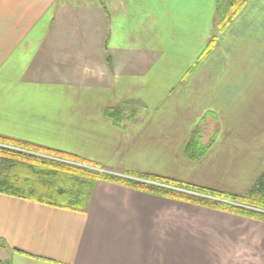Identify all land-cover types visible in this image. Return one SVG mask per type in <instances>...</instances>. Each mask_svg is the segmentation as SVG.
<instances>
[{
	"label": "crops",
	"instance_id": "1",
	"mask_svg": "<svg viewBox=\"0 0 264 264\" xmlns=\"http://www.w3.org/2000/svg\"><path fill=\"white\" fill-rule=\"evenodd\" d=\"M216 20L217 0H0V135L147 175L131 150L168 135L172 120L155 103L172 96L179 113L191 99L190 127L173 143L180 166L196 162L187 147L199 119L220 118L196 164L202 182L189 184L245 196L264 174V152L228 146L217 108L264 96V0H250L223 33ZM125 105L141 107V119L122 127L106 110ZM219 173L253 184L227 191ZM250 230L264 249L263 222L104 182L86 212L0 194L3 264H237L232 246Z\"/></svg>",
	"mask_w": 264,
	"mask_h": 264
},
{
	"label": "trees",
	"instance_id": "2",
	"mask_svg": "<svg viewBox=\"0 0 264 264\" xmlns=\"http://www.w3.org/2000/svg\"><path fill=\"white\" fill-rule=\"evenodd\" d=\"M248 1L250 0H238V6H235L230 15L227 9L233 5L217 0L218 33H223L227 29L243 11ZM216 39L214 37L212 44L205 51L206 56L212 52ZM126 107L125 105L120 108H108L106 116L117 124L122 123ZM201 140L200 135H197L187 147L188 157L192 161L200 160L214 141L211 140L209 146H203ZM85 167H91L92 170ZM98 182L264 223V174L245 196H228L225 193L160 177L148 175L120 177L103 172L99 165L72 154L0 135V194L70 211L86 212L91 193Z\"/></svg>",
	"mask_w": 264,
	"mask_h": 264
},
{
	"label": "rangeland",
	"instance_id": "3",
	"mask_svg": "<svg viewBox=\"0 0 264 264\" xmlns=\"http://www.w3.org/2000/svg\"><path fill=\"white\" fill-rule=\"evenodd\" d=\"M237 1L223 0L224 3L226 2L229 5L231 4L233 5V7L227 9L228 14L231 15L233 13V9L235 8V6H238ZM204 53L202 54L201 57L203 58V61L207 58V56ZM171 98L172 96H170L169 99L164 100L163 102L156 100L158 102L155 103L156 104L155 107L157 106L159 107L161 105L160 107L164 108V112L167 115V117L169 115L170 118L172 119V120L170 119L171 122L168 128L170 129V131L168 135L165 134V132H161L164 134V136H160L162 137L161 140L157 142L156 140L154 141L146 140L149 144L148 148L144 147L145 144L144 142H141L138 148H133L131 151L133 152V154L136 153L134 154L136 158H140V160L144 162L142 166H139V168L143 169L145 171L144 173L147 175L154 174V175H159L161 177L167 176V178L166 177L163 178L173 181L175 180L179 182H184V183H201L203 178L202 173L204 171L201 169L199 170V167L196 164L197 162L201 161L207 155V153L202 159L194 163H190L191 165L189 164L185 166H180L181 165V163L179 162L180 153L177 152L178 150H176L175 146L173 145V143L175 142L177 143L179 141L181 136H184L185 134L184 131L188 129V127H190L189 121L188 120L185 121V117H183L186 112V110L184 109H189L193 107L194 100L190 99L183 106H180V108H182V111H180L179 113H173V111H169V109L175 108L174 103L172 105H168L167 103L168 100L170 101ZM252 98H254L255 100L249 102L247 95L229 96L228 97V101L230 102L229 106L223 108L219 107L217 109L227 117L225 129L226 132L229 133L228 137H226L228 138L226 141L228 146H232L234 148V151L238 152L240 151L242 145H244L245 151L253 155L254 158L255 154H262L264 152V96H260L259 98L258 96H252ZM219 104L220 101L218 105ZM240 104L245 107L247 106L249 107L241 108ZM150 107H152V105ZM139 108H134L133 106L132 107L127 106L125 108V111L128 110V113L127 114L125 113L123 122L121 123L122 127H125L127 125L126 124L127 122L132 123V122L140 121L141 119L140 116L138 115V113L135 112ZM207 114H205L201 119H199L198 124L195 128V134L197 133L196 136L200 135V137L202 138L201 141L203 146H209L211 140L213 139L214 141L212 144H214L219 135V132L217 131L219 129V123L217 119L220 117H217L216 115L218 114V112L212 110L211 113H209L210 115ZM178 118H181V121L185 122L183 125V130L181 131H179L176 127H174L176 125L174 124L175 121L173 120H177ZM41 137L45 138L46 134H42ZM167 142H169V144ZM32 144H36L40 146L44 145L43 147L47 146L46 144H42V143H32ZM151 144L154 146V149L152 150L150 148ZM157 145L158 148H156ZM97 159L98 160L93 159L92 163L99 165L101 167V171L103 172L114 174L120 177H126L127 175H133V176L141 175L140 172H135L136 170H134V168L132 167H129L128 164L126 166H118V164L112 158H110L111 161H106L105 156H97ZM82 160L84 159L82 158ZM174 163L178 165H175ZM85 168H87L88 170H92L91 167H85ZM201 168L203 169L204 166ZM256 169H258V164L256 166ZM93 170L96 169L93 168ZM220 175L222 176L224 181L222 183H219L218 185L222 187L221 189H223V187H229L227 191L232 189L231 185H233L234 183L235 185L237 183V186L241 184H247V185L253 184L252 183L253 180H250L249 176H247V180H243V178H240L238 180L233 181L230 178H227V176L223 174ZM235 177H237L236 174ZM82 179L84 180V178ZM256 183L254 182V184L251 187H253ZM237 190L243 191L244 188H237ZM228 196H237V195L233 193V194H228ZM241 196L244 195H239L237 197H241ZM258 236H261L259 232H254L250 230L246 234L240 236L239 239L234 242L232 247L235 253L234 256L235 261L238 262L237 264H264V249L262 246L258 245L257 243ZM2 257H4V253L1 252V248H0V264H3L1 261L3 260Z\"/></svg>",
	"mask_w": 264,
	"mask_h": 264
}]
</instances>
